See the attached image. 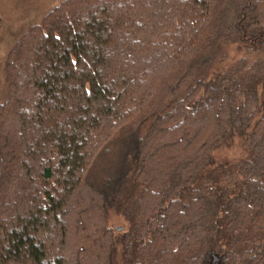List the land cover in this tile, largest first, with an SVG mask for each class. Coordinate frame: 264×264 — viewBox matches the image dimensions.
<instances>
[{
  "label": "trees",
  "instance_id": "1",
  "mask_svg": "<svg viewBox=\"0 0 264 264\" xmlns=\"http://www.w3.org/2000/svg\"><path fill=\"white\" fill-rule=\"evenodd\" d=\"M5 80L0 264H264V0H63Z\"/></svg>",
  "mask_w": 264,
  "mask_h": 264
},
{
  "label": "rangeland",
  "instance_id": "2",
  "mask_svg": "<svg viewBox=\"0 0 264 264\" xmlns=\"http://www.w3.org/2000/svg\"><path fill=\"white\" fill-rule=\"evenodd\" d=\"M62 1L63 0H1V13L4 19V25L0 31V102L4 99V93L6 91L5 60L10 48L30 25L39 21L48 10L60 4ZM240 54L241 51L237 48L231 49L225 65L232 63ZM214 155L219 162H228L243 157L244 152L237 139L231 148L217 150ZM105 157L110 158L109 154H106ZM101 160L100 166H102L104 162V157ZM108 223L117 232H123L129 228V223L125 218L114 213L110 214ZM214 258H217L218 261L214 262ZM212 259L215 264H221L223 261L221 256L216 253L212 254Z\"/></svg>",
  "mask_w": 264,
  "mask_h": 264
},
{
  "label": "water",
  "instance_id": "3",
  "mask_svg": "<svg viewBox=\"0 0 264 264\" xmlns=\"http://www.w3.org/2000/svg\"><path fill=\"white\" fill-rule=\"evenodd\" d=\"M119 230H121V229H119ZM218 260H217V258H214V262H217Z\"/></svg>",
  "mask_w": 264,
  "mask_h": 264
}]
</instances>
